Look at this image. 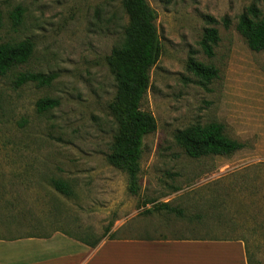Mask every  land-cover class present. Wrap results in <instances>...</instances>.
<instances>
[{"label": "rangeland", "instance_id": "374dc122", "mask_svg": "<svg viewBox=\"0 0 264 264\" xmlns=\"http://www.w3.org/2000/svg\"><path fill=\"white\" fill-rule=\"evenodd\" d=\"M147 1L157 14L162 54L142 109L158 129L144 139L135 195L127 175L107 160L116 86L106 58L128 24L122 0H0V44H35L26 65L0 78V236L239 238L249 264H264V52L251 51L236 29L252 3L264 12V0ZM17 7L24 10L19 25L12 19ZM207 27L221 38L212 58L200 46ZM192 54L219 70L207 88L187 70ZM26 71L57 79L16 89V74ZM44 98L60 105L39 113ZM212 121L247 147L196 160L176 145L179 129ZM52 180L67 182L73 195L57 192ZM227 194L226 207L212 202ZM164 203L184 216L155 209ZM223 215L228 220L220 223Z\"/></svg>", "mask_w": 264, "mask_h": 264}, {"label": "trees", "instance_id": "16d2710c", "mask_svg": "<svg viewBox=\"0 0 264 264\" xmlns=\"http://www.w3.org/2000/svg\"><path fill=\"white\" fill-rule=\"evenodd\" d=\"M122 6L128 16V24L124 28L120 42L106 58L116 86L115 97L108 106L109 113L116 124V131L107 160L112 167L127 175L129 191L137 195L141 189L140 173L144 139L158 129L156 117L151 112L143 110L142 104L151 87L150 71L161 57L162 45L156 27L157 14L147 0H122ZM23 13L22 7L14 10L12 19L15 25L21 23ZM207 19L211 24H217L215 19L211 17ZM2 26L3 16L0 11V29ZM236 29L251 51L264 52V12L258 7L257 2L248 6L239 16ZM220 41L219 31L214 27H207L200 46L203 52L212 58L215 56V48ZM34 51L35 44L32 39L16 43H1L0 78H5L16 69L26 65ZM193 55L188 60L187 70L198 79L200 85L207 88L219 78V70L213 65L198 61ZM56 79L57 74L54 73L19 72L15 76L14 87L18 89L28 84L48 87ZM59 105L60 102L57 99L44 98L37 102L36 107L39 113H45ZM174 141L188 157L196 160L211 156L231 157L247 147L246 143L232 138L227 132V126L218 121L207 124L197 122L184 129H179L175 133ZM259 165H264V163ZM52 185L57 192L63 195H73L70 185L65 181L52 180ZM229 198L230 195L227 194L224 199L215 198L212 202L215 205L220 204L226 207ZM155 209L184 216L181 208L172 207L168 203L156 206ZM147 213H150V210H147ZM227 218L224 215L217 217L220 223L226 222ZM202 219L199 217V220ZM2 238L0 236V239ZM231 240L244 241L239 238ZM247 256L249 260L248 251Z\"/></svg>", "mask_w": 264, "mask_h": 264}, {"label": "crops", "instance_id": "0c3cea01", "mask_svg": "<svg viewBox=\"0 0 264 264\" xmlns=\"http://www.w3.org/2000/svg\"><path fill=\"white\" fill-rule=\"evenodd\" d=\"M96 242L68 232L0 239V264H249L242 240L118 236Z\"/></svg>", "mask_w": 264, "mask_h": 264}]
</instances>
